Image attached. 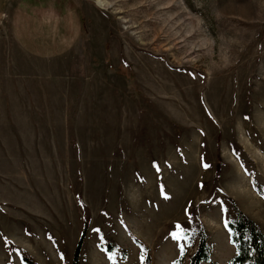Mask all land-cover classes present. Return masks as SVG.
<instances>
[{"label": "rangeland", "instance_id": "obj_1", "mask_svg": "<svg viewBox=\"0 0 264 264\" xmlns=\"http://www.w3.org/2000/svg\"><path fill=\"white\" fill-rule=\"evenodd\" d=\"M5 11L28 14L31 46L68 50L28 59L0 24V264H70L84 223L78 264H188L178 223L230 264L233 205L264 235V0Z\"/></svg>", "mask_w": 264, "mask_h": 264}, {"label": "trees", "instance_id": "obj_2", "mask_svg": "<svg viewBox=\"0 0 264 264\" xmlns=\"http://www.w3.org/2000/svg\"><path fill=\"white\" fill-rule=\"evenodd\" d=\"M110 69V68H109ZM127 69V68H125ZM128 69L126 70V72ZM129 79V76L126 77ZM233 205V204H232ZM233 214L225 222L229 233V241L235 248L234 255L230 258V264H264V235L260 228L245 216L241 211L235 209L233 205ZM190 217V216H189ZM189 221H191L189 219ZM178 236L187 237L189 230H194L197 236L196 246L190 254L188 264H205L209 262V245L206 240V235L197 225L189 224L188 227L182 223L174 226ZM86 232V224L81 228L79 237L74 245L70 264H78L82 240ZM187 239V238H186ZM114 245L107 243L105 250L110 253ZM145 247H143V250ZM183 249H180L176 263H178L183 254ZM23 263L31 264V261L26 257H21ZM142 264H149L148 254L144 253Z\"/></svg>", "mask_w": 264, "mask_h": 264}, {"label": "crops", "instance_id": "obj_3", "mask_svg": "<svg viewBox=\"0 0 264 264\" xmlns=\"http://www.w3.org/2000/svg\"><path fill=\"white\" fill-rule=\"evenodd\" d=\"M6 12V11H5ZM4 12V13H5ZM3 16L7 19L8 21H2L0 18V24L8 27L9 29V34L12 39V42L15 45V48L25 57L33 58V59H52L53 57L56 56H61L64 52L68 50L67 46H62L61 42L57 43L53 48H46V47H40L36 48L33 47L29 44V41H27V35L23 34L21 31L22 23L20 21L21 16H26L29 17L27 13H20V16L18 17L17 21L14 22L15 20V11H12V13L9 15L7 12ZM31 17V16H30ZM10 19V20H9ZM33 21H37L33 19ZM18 27L20 33L18 37H15V29ZM28 37L33 38L32 34H28Z\"/></svg>", "mask_w": 264, "mask_h": 264}]
</instances>
